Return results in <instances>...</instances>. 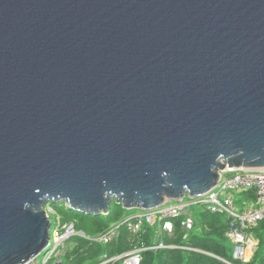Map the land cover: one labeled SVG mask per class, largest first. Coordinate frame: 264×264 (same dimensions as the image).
<instances>
[{"label":"water","instance_id":"1","mask_svg":"<svg viewBox=\"0 0 264 264\" xmlns=\"http://www.w3.org/2000/svg\"><path fill=\"white\" fill-rule=\"evenodd\" d=\"M264 168V0H0V264L45 206L107 214Z\"/></svg>","mask_w":264,"mask_h":264},{"label":"built area","instance_id":"2","mask_svg":"<svg viewBox=\"0 0 264 264\" xmlns=\"http://www.w3.org/2000/svg\"><path fill=\"white\" fill-rule=\"evenodd\" d=\"M248 192H252V200L242 199L241 203L237 201L236 194ZM194 206H200L208 212L224 214L230 220L227 235L233 244L232 258L246 260L248 253L256 245L252 229L260 221H264V168L226 170L220 174L216 185L205 194L168 200L153 209L130 210L105 232L95 236H87L83 231L76 229L74 221L61 222L58 217L55 226L51 222L47 247L23 264H64L68 250L67 241L71 237L79 235L92 241L108 243L118 235L121 226L125 227L133 239L131 248L98 264H113L115 261L120 264H141L143 251L175 247L164 243L163 237L173 235L176 221L184 232L183 237H187L194 226ZM45 207L48 216L55 213L51 206L46 204ZM147 227H153L155 232L153 242L149 246L142 244L139 239Z\"/></svg>","mask_w":264,"mask_h":264},{"label":"trees","instance_id":"3","mask_svg":"<svg viewBox=\"0 0 264 264\" xmlns=\"http://www.w3.org/2000/svg\"><path fill=\"white\" fill-rule=\"evenodd\" d=\"M237 201L252 200V192L239 194ZM61 222L74 221L75 227L87 236L105 232L108 227L118 222L130 210L114 200L107 214L87 215L69 209L66 205L58 208ZM194 226L184 238L179 223H174V233L165 235L163 241L172 244V248H159L142 252L141 264H264V221L252 229L256 241L252 254L244 261L232 258L233 244L227 235L230 220L219 213L205 210L193 211ZM154 228L147 227L140 236V242L149 246L153 242ZM132 238L125 227L121 226L118 235L108 243H101L75 235L67 241V253L64 264H98L103 260L129 250ZM135 240V239H134ZM139 244V243H138ZM113 264H120L115 261Z\"/></svg>","mask_w":264,"mask_h":264},{"label":"rangeland","instance_id":"4","mask_svg":"<svg viewBox=\"0 0 264 264\" xmlns=\"http://www.w3.org/2000/svg\"><path fill=\"white\" fill-rule=\"evenodd\" d=\"M235 197H236V199H237V198H239L240 196H239V194H236ZM63 204L65 205L64 202H60V203L49 202V203H47V205H48V206H51V207L54 209V211H55V213L50 214V216H49L53 226H55V225L58 223V217H59V214H58V211H57V210H58V208L61 207ZM45 208L47 209V207H45ZM201 209H202V207H200V206H194V207L192 208V210L195 211V212H199ZM131 210H136V209H131ZM256 241H257V240H255V242H256ZM252 251H253V249L251 250V252L248 253V256H250V255L252 254Z\"/></svg>","mask_w":264,"mask_h":264}]
</instances>
